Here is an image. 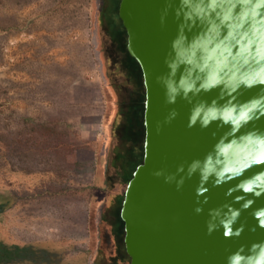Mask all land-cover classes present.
<instances>
[{"label":"water","instance_id":"obj_1","mask_svg":"<svg viewBox=\"0 0 264 264\" xmlns=\"http://www.w3.org/2000/svg\"><path fill=\"white\" fill-rule=\"evenodd\" d=\"M119 15L146 87L130 264H264V0H121Z\"/></svg>","mask_w":264,"mask_h":264},{"label":"rangeland","instance_id":"obj_2","mask_svg":"<svg viewBox=\"0 0 264 264\" xmlns=\"http://www.w3.org/2000/svg\"><path fill=\"white\" fill-rule=\"evenodd\" d=\"M111 42L97 0H0V162L69 172L40 191L27 181L15 189L0 167V189L20 196L0 224L16 241L62 242L71 258L89 249L84 264H96L102 245L99 207L124 183L112 163L114 91L124 76Z\"/></svg>","mask_w":264,"mask_h":264},{"label":"trees","instance_id":"obj_3","mask_svg":"<svg viewBox=\"0 0 264 264\" xmlns=\"http://www.w3.org/2000/svg\"><path fill=\"white\" fill-rule=\"evenodd\" d=\"M120 2L121 0H102L99 14L100 24L109 34L114 46L112 52L115 55L112 57L117 60L116 64L118 63V68L122 70L124 76L123 82L117 83L118 86L115 87L117 94L116 114L112 123L113 135L118 140L112 163L120 170V176L124 183L113 191L109 202H106L104 206V213L106 212L104 216L110 218L108 222L103 217L104 222H108L110 225L112 246L110 250L104 246V240L107 239L104 233V223V226L102 225V245L98 254H101L100 257L104 259L106 264H130L131 261V256L128 254L125 245V223L121 216V208L127 184L137 166L144 159L146 135V88L143 71L140 63L128 50L127 30L119 15ZM114 86L113 83L112 87ZM0 163L2 169L5 167L6 175L13 187L19 186L25 181L29 187H33L41 179H63L69 176L68 169L65 167L56 169L55 176H52L51 174L54 175L52 169L39 171L24 166L16 167L5 158ZM95 183L98 184L96 180ZM93 190L91 189L89 193L91 198L94 196ZM19 197L12 190L0 189V220L3 219L9 209L17 204ZM6 229L7 227H2L0 224V264H84L89 259V249L85 251L84 255L71 258L68 249L62 246V242L37 240L24 243L13 240ZM98 254L95 255L96 264Z\"/></svg>","mask_w":264,"mask_h":264},{"label":"crops","instance_id":"obj_4","mask_svg":"<svg viewBox=\"0 0 264 264\" xmlns=\"http://www.w3.org/2000/svg\"><path fill=\"white\" fill-rule=\"evenodd\" d=\"M53 184H56V178H54V179H52V180H43V179H41L36 185H35V187L37 188H40V191H42V190H44V189H42V188H45V187H43L42 185H46V187L49 189V186L51 187V185H53ZM45 191H47V190H45ZM89 197L91 198V196H90V194H89Z\"/></svg>","mask_w":264,"mask_h":264},{"label":"flooded vegetation","instance_id":"obj_5","mask_svg":"<svg viewBox=\"0 0 264 264\" xmlns=\"http://www.w3.org/2000/svg\"><path fill=\"white\" fill-rule=\"evenodd\" d=\"M128 35V34H127ZM146 88V87H145ZM116 93V91H114ZM119 93H121L120 91H118ZM116 98H117V94H116Z\"/></svg>","mask_w":264,"mask_h":264}]
</instances>
